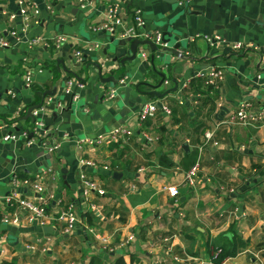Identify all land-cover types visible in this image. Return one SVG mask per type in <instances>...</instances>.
Here are the masks:
<instances>
[{
    "label": "crops",
    "instance_id": "crops-1",
    "mask_svg": "<svg viewBox=\"0 0 264 264\" xmlns=\"http://www.w3.org/2000/svg\"><path fill=\"white\" fill-rule=\"evenodd\" d=\"M31 1L41 14L23 31L22 17L8 15L18 14L19 0H0V39L10 41L0 48V198L13 194V176L39 178L49 214L75 206L82 226L66 235L57 223L0 222V264H216V250L236 251L221 264H264V127L230 122L243 105L264 108V53L233 50L264 47V0H96L86 10L78 0ZM112 6L122 26L115 36L96 32ZM136 10L145 30L162 32L168 47L136 39L133 53L121 35L134 26ZM59 35L68 42L57 48L52 40ZM217 36L221 41L209 43ZM38 37L47 44L29 48ZM95 44L101 47L90 50ZM212 65L225 70V81L219 90L203 82L199 88L198 76ZM125 78L132 88L128 104L119 86ZM118 87L119 96L107 101ZM35 88L45 93L41 105ZM50 96L56 103L34 116ZM147 102L159 109L140 124ZM34 121L43 128L31 133L36 143L27 146L20 136ZM116 129L134 136L110 140ZM12 135L16 140H4ZM98 138L107 143L79 144ZM82 158L95 167L84 171ZM196 164L195 184L187 185ZM84 172L104 192L88 202ZM171 187L178 188L176 198L168 194ZM17 193L39 201L32 188ZM6 209L1 202L0 219Z\"/></svg>",
    "mask_w": 264,
    "mask_h": 264
},
{
    "label": "built area",
    "instance_id": "built-area-1",
    "mask_svg": "<svg viewBox=\"0 0 264 264\" xmlns=\"http://www.w3.org/2000/svg\"><path fill=\"white\" fill-rule=\"evenodd\" d=\"M178 4H185L189 3L193 0H175ZM96 0H78V4L81 9L86 10L89 7H91ZM51 9V7H50ZM41 14V9L37 5V3L32 2L31 0H19L18 2V14H8L9 17L14 20L18 16H21L23 19V31L29 30L32 23L35 21L36 18ZM119 26H122V20L120 19L118 15V7L112 6L106 16V20L104 23L95 29L96 32H103V33H109L112 36H115L117 33V28ZM13 37L16 38V33H13ZM121 38H132V39H141V40H148L156 44V46L160 47H168L167 43L164 40V36L162 32H155L153 34L148 33L145 30V21L142 16L141 10H136L134 15V26L127 29L126 32H124L121 35ZM209 43L212 45L218 43L221 41L220 37L215 38H208ZM21 42L19 39L17 40ZM53 43L57 48H60L65 43L68 42V37L65 35H59L53 38ZM23 44V43H22ZM47 42L41 37L34 38L28 42V47L34 48L37 46H44ZM10 47V41L7 39H0V48L5 49ZM101 46L98 44L93 45L90 47V50H97ZM245 48H249L255 51H261L264 53V47L250 45V46H244L241 44L234 45L233 50L235 52H241L245 51ZM247 50V49H246ZM140 56L142 59L146 60L148 58V54L146 51L141 50ZM75 58L77 62H81L83 59V53L80 51H77L75 53ZM203 80L204 86L206 88H213L215 90H219L221 84L225 81L226 78V72L223 68H220L218 66L212 65L206 68L204 71L200 73L198 76ZM26 80L29 84L32 82V74L28 72V75L26 77ZM128 81V78H125L120 82V85H126ZM78 88L83 89L84 85L82 83H77ZM73 88V85L70 83L68 85V91H70ZM119 89L114 88L110 92H108L105 95V99L107 101H113L119 96ZM78 97H76L77 99ZM56 103L55 99L53 97H48L45 101V104L35 110L33 112L34 116H37L40 112H44L45 108L47 106H52V104ZM218 106H221L218 104ZM159 107L155 102H147L142 107L140 114H139V122L140 124H143L146 120H148L150 117H153ZM163 111L170 115L171 111L168 107H164ZM230 122L242 126V127H264V108L260 110L259 112H253L247 108V106L243 105L237 112L231 117ZM43 128V125L41 123H36V127L33 130L34 135H38L40 129ZM110 140H118L119 137L122 138V136H125V138H130L134 136V132L131 130H123V129H116L111 133ZM42 138V136H40ZM206 137L208 140L212 138V133H207ZM18 138V137H17ZM20 138L26 141L27 146H34L36 143V139H31L28 135V133H23ZM147 139L150 141L151 139L147 137ZM5 141L10 140H16V137L8 136L4 138ZM104 143H107V141L103 138L98 139H87V140H81L79 141V144H88L91 146L95 145H103ZM43 145H45L43 143ZM56 148H50L47 149L48 152H53ZM201 151V150H200ZM96 163L91 159L82 158L80 160L79 166L85 171L89 168H94ZM200 165L196 164L186 175L185 182L187 185L193 186L195 184L196 177L199 173ZM81 183L84 187V198L88 202V199L90 200V197L93 195L92 193H96L98 195H103L104 192L100 190L97 185L91 181L86 174V172L82 173L80 175ZM11 183L13 185V194H9L6 197L0 198V204L1 202H4L7 206V209L5 210V215L0 219V222L4 224H10L14 226H19L22 223H28V224H39L41 226H46L49 223H57L59 225V228L62 230L63 234L70 235L73 232L77 230L80 226H82V221L80 220L78 213L76 211L75 206H70L67 210L62 211L57 217L51 216L48 212V207L45 202L46 197H48L47 190L42 182L41 179H36L34 181L30 179L26 180H20L17 178V176H13L11 179ZM32 188L33 192H35L39 196V201L33 202L30 199H27L25 197H22L18 195L17 190H20L22 188ZM168 194L172 198H176L179 194L178 188L171 187L167 189ZM93 209L95 207L93 206ZM134 237H130L129 241L126 242V245L130 241H132ZM222 253V250H216L213 255V261L218 260ZM228 260L224 261L226 263Z\"/></svg>",
    "mask_w": 264,
    "mask_h": 264
},
{
    "label": "trees",
    "instance_id": "trees-1",
    "mask_svg": "<svg viewBox=\"0 0 264 264\" xmlns=\"http://www.w3.org/2000/svg\"><path fill=\"white\" fill-rule=\"evenodd\" d=\"M202 82H203V80L201 79V78H198V83H199V88H203L202 86H203V84H202ZM209 91H211L212 89H208ZM34 91H35V93H36V96H38L37 97V100H38V104L39 105H41L42 103H43V98H45V93L43 92V91H41V90H39L38 88H35L34 89ZM48 96V95H47ZM46 96V97H47ZM34 124H35V121L33 122V126H32V129L31 130H29L30 132H27L28 133V135H29V137L31 136V133L33 132V128H34ZM21 177V176H20ZM19 176H17V178L18 179H20V180H26V179H29V178H20ZM246 243L245 242H240V244H239V246H240V248H245L246 246ZM234 255H236V251H233V252H231V253H228V252H223V253H221V255H220V257L218 258V260H216V261H214L216 264H221L223 261H224V259L225 258H227V257H230V256H234Z\"/></svg>",
    "mask_w": 264,
    "mask_h": 264
},
{
    "label": "water",
    "instance_id": "water-1",
    "mask_svg": "<svg viewBox=\"0 0 264 264\" xmlns=\"http://www.w3.org/2000/svg\"><path fill=\"white\" fill-rule=\"evenodd\" d=\"M172 2L173 3H177L175 0H172ZM126 42H132V49H133V53L134 54H136L137 53V49H138V46L140 45V41H138V40H132V38H127L126 40H125ZM144 43H146V44H150L149 42H144ZM153 46V45H152ZM154 48H155V46H153ZM109 81H113V79H111V80H109ZM119 82V81H118ZM118 82H113V83H116V84H119ZM121 88H125V90H124V94H123V97H124V99L126 100V103L128 104V100H129V98H130V94H131V92H132V88L131 87H127L126 85H121L120 86ZM154 95H158V94H156V93H154ZM128 106V105H127ZM130 106V105H129ZM131 107V106H130ZM32 111H33V109H31L30 110V112H29V114H28V116H32ZM31 138L33 137V136H30ZM39 145L40 146H42L43 145V143L42 142H40L39 143ZM10 181V180H9Z\"/></svg>",
    "mask_w": 264,
    "mask_h": 264
}]
</instances>
